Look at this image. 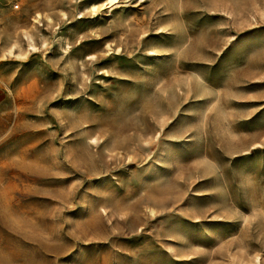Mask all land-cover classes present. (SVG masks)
<instances>
[{"label":"rangeland","instance_id":"1","mask_svg":"<svg viewBox=\"0 0 264 264\" xmlns=\"http://www.w3.org/2000/svg\"><path fill=\"white\" fill-rule=\"evenodd\" d=\"M0 264H264V0H0Z\"/></svg>","mask_w":264,"mask_h":264}]
</instances>
